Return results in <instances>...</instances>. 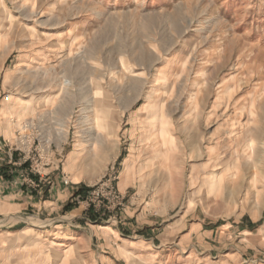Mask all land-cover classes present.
<instances>
[{
	"label": "rangeland",
	"instance_id": "1",
	"mask_svg": "<svg viewBox=\"0 0 264 264\" xmlns=\"http://www.w3.org/2000/svg\"><path fill=\"white\" fill-rule=\"evenodd\" d=\"M28 2L0 0L1 159L11 174L29 190L57 179L72 192L63 222L76 210L88 226L122 227L126 216L158 227L156 245L193 220L210 223L223 231L212 238H225L213 262L264 264V0ZM97 86L110 134L95 120ZM149 90L179 141L162 152L171 173L144 141ZM211 176L224 182L208 195ZM47 219L30 207L0 216V264H85L42 255Z\"/></svg>",
	"mask_w": 264,
	"mask_h": 264
},
{
	"label": "crops",
	"instance_id": "2",
	"mask_svg": "<svg viewBox=\"0 0 264 264\" xmlns=\"http://www.w3.org/2000/svg\"><path fill=\"white\" fill-rule=\"evenodd\" d=\"M1 137L0 134V216L13 217L28 207L32 208L37 217L45 213L48 216L45 221L49 224L40 231L43 240L42 244L38 243L42 255H45L49 249L63 255L68 253L78 255L83 258L85 264H102L97 258L96 251L91 249L96 247L102 250V257L109 261L107 264H218L220 262L219 258L213 262L211 256L213 251L217 253L224 251L225 238H212L214 234L223 231L218 227L215 228L216 230L213 229L210 223L205 225L204 222L193 220L182 234L178 230L171 229L168 235L162 237L166 240L156 245L155 240L160 237H151L150 234L158 227L146 226L147 230L143 231V221L137 219L129 221L126 216L122 227L88 226L86 219L83 218L86 215H82V210H76L72 214L69 218L72 223L59 220L58 212L72 197V192L63 187L57 179H54L49 187L41 185L36 190H29L14 172L11 174L12 169L7 166L9 162H3L1 159L2 156L5 158L6 154ZM14 171L16 173V170ZM42 187L45 189L43 196H41ZM172 238H178L176 245L174 240L170 241ZM234 239L233 242H236L237 238ZM240 239L239 242L242 244V238ZM94 243L99 245L96 246ZM173 246L176 248L172 249ZM228 255L230 253L224 255L225 262H231L233 259ZM92 260H96L95 263Z\"/></svg>",
	"mask_w": 264,
	"mask_h": 264
},
{
	"label": "bare ground",
	"instance_id": "3",
	"mask_svg": "<svg viewBox=\"0 0 264 264\" xmlns=\"http://www.w3.org/2000/svg\"><path fill=\"white\" fill-rule=\"evenodd\" d=\"M28 4H29L28 0H25V5H28ZM41 34H46V33L43 32ZM42 36H45V35H42ZM193 42H194V38L189 37L188 39H186L183 47L189 46V45L193 44ZM177 60H178V58L176 56L172 60V63L175 64L177 62ZM135 76L140 77L141 74L136 73ZM151 91L152 90L147 91V93L144 96L145 101L148 104V105H146L147 107H145V108L147 110L146 121L148 123L147 126L149 128V130H147V131L144 130L145 134H146V138H147V139H144V141L146 140L147 142H149L148 140L151 139L150 145L151 144L154 145L153 148L157 154L156 156L159 157V159H161V157L163 158L162 165L167 168V171L169 173H171V167H169V164H168L169 156H167V155H166V157L163 156L162 152L164 151V148L167 146H170L173 144L179 145V141L177 139H174L172 134L169 131V124L170 123L167 121L165 115L163 114V112L161 110V103H155V102L153 103L152 102V96L154 93ZM157 96H160V94H157ZM104 100H105V95L102 92L101 88L99 86H97L95 97L93 99V110H94V114H95V120L97 121V123H103L102 127H104L105 130L107 131V133L110 134V133H112V129L114 127L113 126L114 124L112 123V121H111L112 119L110 118V111H109L110 107H109V105H107V103H104ZM159 102H161V101H159ZM43 107H44V102H42L38 105L39 110L42 109ZM143 138H145V136ZM126 166L129 167V163H127V161H126ZM234 171L235 172L239 171V168L237 166H235ZM230 173H228V174L230 175ZM236 178H238V177H236ZM222 181H223V178H221L219 176L209 177L207 179V181L204 183L206 193L208 195L214 193L215 188L220 186ZM168 184L170 185L171 183L169 182ZM250 186H251V184H250ZM236 191L237 190H234L235 194H236ZM254 193H255V191H254Z\"/></svg>",
	"mask_w": 264,
	"mask_h": 264
},
{
	"label": "built area",
	"instance_id": "4",
	"mask_svg": "<svg viewBox=\"0 0 264 264\" xmlns=\"http://www.w3.org/2000/svg\"><path fill=\"white\" fill-rule=\"evenodd\" d=\"M65 184H67V181H64Z\"/></svg>",
	"mask_w": 264,
	"mask_h": 264
}]
</instances>
